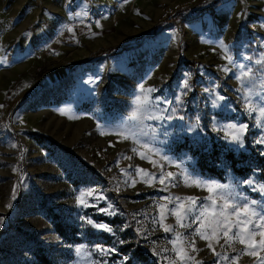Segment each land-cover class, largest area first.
Segmentation results:
<instances>
[{
	"label": "rangeland",
	"instance_id": "rangeland-1",
	"mask_svg": "<svg viewBox=\"0 0 264 264\" xmlns=\"http://www.w3.org/2000/svg\"><path fill=\"white\" fill-rule=\"evenodd\" d=\"M18 1L0 0V6ZM44 1L50 9L56 7L55 1ZM79 1L68 0L65 7L72 11L83 6L87 17L68 22L29 67L0 73V264H161L163 256L153 255V249H170L173 235L152 224L165 212L157 205L169 204L162 197L175 202V197L210 195L204 188L187 186L188 174L264 205V193L242 183L253 179L264 184V144L257 143L264 138V127L257 126L259 113L244 110L242 93L236 91L242 87L236 78L239 69L227 74L221 70L227 61L220 47L228 45L238 63H250L241 61L242 54L253 60L264 54V0H197L189 8L176 7L186 0ZM168 8L172 12L165 17ZM185 9L190 10L181 12L179 19L177 14ZM13 42L11 34L3 35L2 56L8 60L4 66L14 54ZM126 43L128 48L120 54L85 60L100 49ZM45 64L50 71L41 69ZM42 73L50 84L36 89ZM185 78L191 91L178 112L183 120L145 118L134 128L140 143L117 134L126 126L141 84L157 90L153 97L174 100ZM205 88L214 89L212 97ZM217 94L226 100L213 107L211 99ZM26 95L25 103L10 113ZM253 101L261 103L255 96ZM197 121V130L189 132ZM229 123L248 125L243 146L221 139L223 133L214 130L217 124ZM137 169L157 175L173 172L176 177L161 185ZM150 179V184L145 182ZM90 189L95 191L85 199L95 206H79L77 196ZM9 203L11 207H5ZM86 218L106 223L113 231L97 230ZM164 223L175 225V217L169 215ZM195 227L177 226L176 231L191 239ZM260 232L264 226L248 245L257 255H242L237 264H264ZM206 243L197 237L200 251L192 255L202 264H215L217 258ZM213 244L217 252L233 254L215 240ZM97 246L116 251L104 254ZM244 247L235 245L237 251Z\"/></svg>",
	"mask_w": 264,
	"mask_h": 264
},
{
	"label": "snow or ice",
	"instance_id": "snow-or-ice-1",
	"mask_svg": "<svg viewBox=\"0 0 264 264\" xmlns=\"http://www.w3.org/2000/svg\"><path fill=\"white\" fill-rule=\"evenodd\" d=\"M124 2L126 3L127 0H124ZM88 15L89 13L87 11L76 13L77 17H87ZM96 24L99 26V21H97ZM67 30L73 32V28L71 27H68ZM220 47L224 51L223 58L227 61V63L222 66L221 70L227 74L234 68L239 69V75L236 78L242 87L237 88L236 91L242 93V99L245 101L244 110L249 115H252L254 112L259 113L260 115L257 117V126L264 127V122L261 120V116H264V106H261V104H264V54L255 60L250 56L242 54L241 61H249L250 63H238L234 57L229 54L228 45L221 43ZM0 63H8L7 57L0 56ZM229 65H231V67H229ZM156 91L157 90L154 87L145 88L143 84L139 86V94L135 96L133 100V108L125 121L126 126L117 133L122 139H131L136 143H140L141 137L136 131H134V128L138 124H142L145 118L158 121H172L175 118L180 120L184 119L183 116L178 115V112L183 106V97L187 95L188 91H191L189 78L184 79L181 85V94L176 95L174 100L167 97H153L152 93H155ZM204 91L209 93L210 97H212L214 89L205 88ZM254 96L258 97L261 103L254 102ZM225 100L226 97L217 94L211 99V103L213 107H218L220 106V102ZM161 105H163V107H161ZM150 110L155 111L157 114H149ZM60 111L62 115L66 114L64 109H61ZM148 127L151 128V126ZM198 127L199 124L197 121V123L190 125L187 130L189 132H195ZM247 129V124L229 123L227 125L217 124L214 130L217 131L218 134L223 133V135L220 136L221 139L227 140L229 143L243 146L244 136ZM151 131L155 132V129L151 128ZM104 134V132H101V135ZM257 143L264 144V138L258 140ZM13 147H15V145H13ZM143 147L148 148V144H143ZM133 151H136V149H133ZM125 158L131 159V157ZM141 158H144L143 154H141ZM163 159H168V157H163ZM121 171L124 172V169H121ZM137 171L144 172L145 175L149 176L151 179L158 180L161 185H164L166 181L172 183L173 179L176 177V174L173 172H167L164 174L163 171H161L160 174L157 175L155 173H148L145 169H137ZM182 174L184 173L182 172ZM151 179L146 180L145 182L150 184ZM188 181H190V183H188ZM186 183L187 186L190 187L195 186L198 188H204L210 195L208 197H175V202H173L168 196L162 197L163 200L168 201L172 206L169 207V204H158L157 207L165 209V212L160 214L159 219L154 217L152 219V224L158 225L164 233H171L173 235L172 238L168 240V243L172 245L170 249L161 248L159 251L155 248L153 249V255L163 256L161 264H164L165 261H168V264H193L195 257L192 253L200 251L196 246L197 237L200 240L207 242L206 247L211 250L213 256L217 258L215 264H221V261H224L225 264H228L229 261H231L232 264H237L242 255H257L255 251L249 249L248 245L249 240L255 237L257 232L260 231V228L264 226V205L258 201H249L235 193L228 192V186L220 185L215 182L209 183L202 181L195 178L193 174L187 175ZM242 183L246 185H254L253 191L264 193V184H256L253 179L244 180ZM133 184H135V180L133 181ZM94 191L95 190L90 189L81 192L77 196V204L82 207H94L95 205H90L85 199L88 196H92ZM15 193L16 186L14 185L13 199H15ZM96 198L102 199L103 197ZM185 201L188 203L185 204ZM241 203H243L242 210ZM5 207L10 208L11 203L7 204ZM109 207H111V205H109ZM98 211L107 213L108 209L99 208ZM169 215L175 217V225L164 223V220L167 219ZM233 217H235V219H233ZM2 221L3 217L0 216V223H2ZM86 223L92 225L97 230L106 232L113 231L108 224L97 223L91 218H86ZM193 225H197V227H195L192 232L191 239H189L185 232L176 231L177 226L181 229H190ZM260 235L261 239L258 243L261 246H264V232H260ZM221 239H223V243H220ZM213 240H215V243L219 245L220 248L227 247L232 249L233 254L230 256L227 252H217ZM120 243H124V241H120ZM251 243L253 246L257 244L254 239H252ZM236 244L245 245V247L237 251L235 248ZM185 245H187V248L184 247ZM96 250L104 254L116 251L115 248L104 249L100 246H97ZM80 251L81 249L78 248L77 252L79 253ZM181 253H183V255ZM168 254L174 255V258L170 261ZM87 255L90 256L91 253H88ZM124 259L127 260L128 257H124ZM195 264H202V262L195 260Z\"/></svg>",
	"mask_w": 264,
	"mask_h": 264
},
{
	"label": "crops",
	"instance_id": "crops-1",
	"mask_svg": "<svg viewBox=\"0 0 264 264\" xmlns=\"http://www.w3.org/2000/svg\"><path fill=\"white\" fill-rule=\"evenodd\" d=\"M49 1L51 2V0ZM52 1H55L56 7L51 9L49 8L51 7L49 6V2L44 0H35L34 5H29L27 0H19L17 5L9 3L0 6V56H2V50L4 48L2 43L3 35L11 34L14 40L16 39V42L12 44V51L14 54H12L10 64L4 66V63H0V73L3 72L4 68H8L13 73H16L14 71L16 67H29L35 59H38L39 55L42 53L43 47H45L48 42L55 40L58 36V32H60L68 22L78 18L76 13L84 11L83 6L72 11L67 10L65 6L68 5L66 3L68 0H64V4H62V0ZM79 2H81V0ZM43 51L45 52L44 49ZM89 56L90 55L86 56L85 60H87ZM13 60H16V62H13ZM40 67H42L41 69H49L46 64L45 67ZM56 73L58 72H52V74ZM43 75L42 73L41 79L44 78ZM55 82L53 80V83Z\"/></svg>",
	"mask_w": 264,
	"mask_h": 264
},
{
	"label": "trees",
	"instance_id": "trees-1",
	"mask_svg": "<svg viewBox=\"0 0 264 264\" xmlns=\"http://www.w3.org/2000/svg\"><path fill=\"white\" fill-rule=\"evenodd\" d=\"M189 10L190 9H185L183 11L180 10V12L177 14L178 18L182 19L181 17H179L181 12H187ZM158 28H160V27H156L153 31H157ZM128 46L129 45L126 43V44H121V45H117V46L111 47L109 49H100V50L90 54V56L87 58L86 61L94 62V61H99L101 59H105L107 57L115 56V55L120 54L123 51H125L128 48ZM227 156L231 158L232 154L228 153Z\"/></svg>",
	"mask_w": 264,
	"mask_h": 264
},
{
	"label": "water",
	"instance_id": "water-1",
	"mask_svg": "<svg viewBox=\"0 0 264 264\" xmlns=\"http://www.w3.org/2000/svg\"><path fill=\"white\" fill-rule=\"evenodd\" d=\"M54 77H55V78H59L60 76H59L58 73H56ZM49 84H50V83H49V80L46 79V78H43V79H41V80L38 82V84H37V86H36V89H40V88L45 87V86H47V85H49ZM36 89H35V90H36ZM35 90L32 91L31 94H33V93L35 92ZM31 94H30V95H31ZM30 95H26V96H24L23 98H21V100H19V101H18V102L12 107L10 113H13L16 109H18L19 107H21V106L25 103V101L28 99V97H29Z\"/></svg>",
	"mask_w": 264,
	"mask_h": 264
},
{
	"label": "built area",
	"instance_id": "built-area-1",
	"mask_svg": "<svg viewBox=\"0 0 264 264\" xmlns=\"http://www.w3.org/2000/svg\"><path fill=\"white\" fill-rule=\"evenodd\" d=\"M197 3V0H186L184 2H182L179 6L176 7H183V8H189L192 7L193 5H195ZM172 12V8H168V10L164 11V16L168 17L169 13Z\"/></svg>",
	"mask_w": 264,
	"mask_h": 264
}]
</instances>
